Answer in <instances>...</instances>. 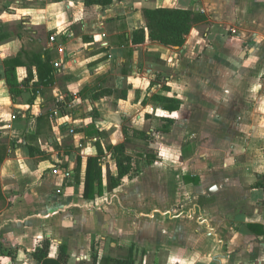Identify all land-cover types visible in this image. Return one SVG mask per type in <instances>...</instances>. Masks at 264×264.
<instances>
[{
	"label": "crops",
	"instance_id": "1",
	"mask_svg": "<svg viewBox=\"0 0 264 264\" xmlns=\"http://www.w3.org/2000/svg\"><path fill=\"white\" fill-rule=\"evenodd\" d=\"M258 1L120 0L102 6L86 5L85 0H0V118L7 121L4 128L12 129L0 136L7 144L0 172V264H38L32 253L45 237L52 240V246L56 244L55 251L51 247L53 256L61 245L67 246L68 264H88L80 263L81 256L87 260L88 250L94 264H103L105 256L129 255L136 264H264V133L210 131L208 124L215 116L208 107L225 103L228 87L201 88L207 71L191 59L198 44L206 42L210 48L227 51L223 56L244 50L251 59L264 61V27L257 28L250 21L261 9ZM145 6L192 9L207 16L205 22L193 26L205 28L204 35L199 34L192 44L187 35L172 56L174 63L181 64L179 53L184 58L191 54L193 70L175 67L173 75H186L184 70L191 73L190 96L197 107L191 117L207 122L206 132L198 133L195 141L205 151V157L197 160L201 171L183 174L198 176L200 181L186 183L182 176L186 190L195 197L194 209L188 211L169 210V202L176 197L167 193L166 181L161 183L163 192L152 200L144 184L127 190L124 180L113 191L106 190L100 201L83 197L87 158L98 154L95 146L85 143L102 138H109L110 144L123 142L124 122L145 130V112L149 106L154 108L145 100L152 84L149 74L155 71V63L147 57L163 60L165 46L150 40L134 46L128 41L146 23ZM230 24L239 25L236 39L218 33ZM39 55L49 59L55 71L49 86L36 85L38 68L32 59ZM16 56L21 58L16 87L21 93L14 101L6 82L5 60ZM29 70L33 76L29 77ZM173 75L167 77L171 93L161 92L163 88L154 93L183 102V92H175L181 80ZM101 91L110 92L93 97ZM29 118L38 119L36 136L31 139L28 133L30 142L44 153H30L25 133ZM72 126L84 129L76 131ZM71 131L83 138L88 149L78 181L75 168L80 155H69L66 177L57 175L61 154L55 145L63 144ZM103 169L106 186L109 167L103 163ZM215 186L217 191L210 194ZM150 202L162 206L153 220L146 213ZM120 250L125 253H116Z\"/></svg>",
	"mask_w": 264,
	"mask_h": 264
},
{
	"label": "rangeland",
	"instance_id": "2",
	"mask_svg": "<svg viewBox=\"0 0 264 264\" xmlns=\"http://www.w3.org/2000/svg\"><path fill=\"white\" fill-rule=\"evenodd\" d=\"M258 4L259 5L257 8H261L260 10L256 11V14L258 16L250 19V21L251 24L254 23L253 25H255L257 28H263L264 15L261 14L264 13V0H261V3L260 1H258ZM238 26V24H230V27L225 26L218 33L226 38H234V36L238 35ZM247 27L249 26L245 24L243 28H246L247 30ZM204 33L205 28H194L192 32L190 31V33L188 34V43L192 44L195 37H197L199 34L204 35ZM253 42L256 45L258 44L257 41ZM164 46L163 60L159 58L156 59L153 56H151L150 58L147 57V61L155 63V71L153 72V74H149L150 81L153 85L151 84V88L147 90L145 100L147 102H150L151 105L153 104L154 108H152V106H149V112H145L146 114L144 116L147 122L144 129L145 131H149L152 134V139L149 145L150 148L154 151V155H157V159L153 163H149L148 160L142 157L140 154H136L134 157L136 174L130 177H125L124 184H126L127 190L134 189L138 183L140 185V188L141 184H144L143 187L149 191V194L151 195L149 196V199H151L152 196H156L157 194L163 192L161 183L166 181L168 184L167 193L171 196L175 195L176 197L171 202H169V204L171 205L169 210L171 212L177 213V211L179 210L188 211L189 209L194 207V194L188 193L182 180V176L187 172L193 173L201 171V169L196 168V166L198 161L201 160L200 157H205V155H203L205 151L203 150V145H201V143L199 142L197 144V142L195 141H197L196 135H199L198 133L206 132L207 129H205L204 125L206 126L207 122H204L203 124V121L201 122L197 119L193 120L191 117L192 110L197 108L192 104L195 101H193V98H191L190 96V86L193 85L190 78L191 73L184 70L183 73H185L186 75L181 76L179 74L178 77H176V75H173L175 73V67L180 70L181 67L184 69L187 68L189 70H193V67L191 68L189 65V58L191 57V54L188 53L186 55L187 57L184 58V55L182 53H179L178 56H181L182 62L181 64H176L174 63L172 56L175 54V51L180 50V48L178 49V46ZM198 46V52H194L191 59L195 58L197 66L199 68L202 67L204 71H207V74H203L204 77L202 79V85L200 87L207 90L220 87L222 88V86L220 85L228 87L227 93H225L227 94V101L221 106L219 105L208 107L212 109V113L215 116L211 118L210 124H208L210 131L213 133H264V111L261 109L264 108V61L251 59L249 52H245L244 50H242L240 54H237L238 52L230 53L228 51V54L223 56V54L227 51H222L221 48L212 46V49L208 47V44L206 42L203 44L199 43ZM207 69H209V71L211 72L210 74ZM256 69L258 71H255ZM172 75L173 78L181 80L176 83L175 92H183V102L181 103L180 108L174 112L158 108L159 105L151 98L152 93L160 91L162 88L163 89L161 92L171 93L170 87L167 89V85L170 83L167 77H172ZM184 76L186 77L183 78ZM221 79H223L222 84ZM205 80H207L208 82L205 83ZM10 93L11 96L13 95L12 98L14 99V101H17V98H19L21 91H17L16 88L14 92H11L10 90ZM203 107H205V105H203ZM145 108L147 107L145 106ZM159 109H161V111H159ZM162 115H174L176 117V121L172 125L170 132H165L163 129L165 124L163 119L164 116ZM219 117L221 118L219 119ZM1 119L5 118H0V136L1 133H9L7 131L12 130H7L6 128H4V125L7 124V121ZM128 124V121L124 122L125 127L128 126ZM73 128L76 131L84 129V127L78 128L75 126ZM76 135L77 133L71 131V133H69V135H67L62 140L63 144L59 143V146L55 145V150H58L61 154L59 163L62 164H56L58 165L57 168L59 169V172L57 173L58 176L61 174L65 175L67 168H69V165L65 163L66 161L67 163H69V161L67 160L69 157H71L69 155H74V157L75 155H80L81 157L88 155V149L83 146L81 142L82 137L80 136V138L78 136L77 138ZM122 139H125L124 133H122ZM133 140L135 145H142V148L143 145H145V141L139 138H134ZM14 143L15 141L12 142L11 147H14ZM110 143L112 142H110L109 138L106 141H103L102 138L97 142H94L93 144L85 143V145H90V147L92 148L93 146H95L97 149V153H104L103 159L105 167H109L110 170L116 174L117 168L115 161L112 156L106 152V147ZM69 147H71L70 150L68 149ZM139 150L140 149H138V151ZM181 162L182 164H180ZM1 164L3 163H0V172L2 166ZM53 191L55 192V194H58L56 185H54ZM64 193L65 192L63 191V193L61 194L63 195ZM97 198L98 201H100L99 197ZM150 203V210H147L146 213L151 215L150 219L153 220L158 216V209H162V206H159V204H154L152 202ZM109 205H111L109 201L105 202V206H107V208L110 207ZM89 207H92V204H90ZM104 208L105 207H102L103 210ZM196 209H198L197 206ZM86 226L89 227L88 225ZM55 247L56 244L54 243L52 246V250L55 251ZM88 251L89 253L87 260L86 258H83V256H81L80 263L82 261L85 263L86 261L88 264H94V258L93 256H90L91 250ZM110 253H112V255L116 253L120 254L125 253V250H120L116 253H114V251H111ZM136 258L140 262L141 259H143V254H138Z\"/></svg>",
	"mask_w": 264,
	"mask_h": 264
},
{
	"label": "trees",
	"instance_id": "3",
	"mask_svg": "<svg viewBox=\"0 0 264 264\" xmlns=\"http://www.w3.org/2000/svg\"><path fill=\"white\" fill-rule=\"evenodd\" d=\"M120 0H85L86 5L99 4L102 6H110L114 2ZM143 13L146 19V23L143 27H140L133 32V36L129 41L130 44L137 46L145 44L147 41L158 42L167 46H183L186 42V37L192 30L193 26L198 23L205 22L207 16L202 12H195L192 9H183L176 7H156L145 6ZM38 68V81L37 86L44 85L49 86L54 83V68L49 59L44 60L42 56L33 58ZM21 62V58L14 57L5 60V76L8 86L11 88V92L15 91L18 83L17 67ZM33 76V71L29 70V77ZM169 87H167L168 89ZM37 90V89H36ZM35 92V90H34ZM110 91H101L93 95L94 98H99ZM35 93L31 98L33 102ZM151 98L154 102L160 105L163 109L174 112L181 106L182 101L179 98L154 93ZM58 104V103H57ZM30 119V118H29ZM27 121L25 133H27V140L29 141L28 147L31 155L35 152L44 153L39 148H36L32 142H30L31 133L33 139L37 133L36 127L38 125V119ZM164 119V131L170 132L172 125L176 121L174 115H166ZM33 128V129H31ZM125 140L118 144H110L106 147V152L109 153L115 160L117 172L113 174L110 168L107 171V184L104 183V169H103V156L104 153H98L94 156L87 158L86 175L84 182L83 197L86 199H95L105 194V191H113L119 187L124 178L136 174L134 157L135 155H141L148 160L149 163H153L157 159V155H154V151L150 148V142L152 134L149 131L140 129H130L126 126L123 128ZM90 134V133H89ZM134 138H139L145 141V145H135ZM142 148V149H141ZM138 149H140L138 151ZM7 155V144L0 141V163L3 162ZM83 159L77 157L75 168V179L78 181ZM184 182L198 183L200 181L198 176L184 175ZM52 240L45 237L39 240L37 247L33 251V257L38 264H68L69 253L66 245H61L57 256L51 255ZM103 264H136V260L133 255H129L126 258H118L114 256H105L102 259Z\"/></svg>",
	"mask_w": 264,
	"mask_h": 264
},
{
	"label": "water",
	"instance_id": "4",
	"mask_svg": "<svg viewBox=\"0 0 264 264\" xmlns=\"http://www.w3.org/2000/svg\"><path fill=\"white\" fill-rule=\"evenodd\" d=\"M217 191V187H213L212 189L209 190V193L212 194L213 192Z\"/></svg>",
	"mask_w": 264,
	"mask_h": 264
}]
</instances>
